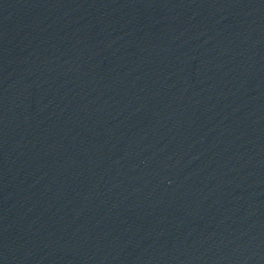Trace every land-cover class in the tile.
Returning a JSON list of instances; mask_svg holds the SVG:
<instances>
[{"label": "water", "instance_id": "95a60500", "mask_svg": "<svg viewBox=\"0 0 264 264\" xmlns=\"http://www.w3.org/2000/svg\"><path fill=\"white\" fill-rule=\"evenodd\" d=\"M0 264H264V0H0Z\"/></svg>", "mask_w": 264, "mask_h": 264}]
</instances>
